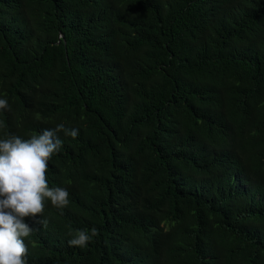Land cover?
<instances>
[{
    "label": "trees",
    "instance_id": "trees-1",
    "mask_svg": "<svg viewBox=\"0 0 264 264\" xmlns=\"http://www.w3.org/2000/svg\"><path fill=\"white\" fill-rule=\"evenodd\" d=\"M0 99V140L79 129L26 264H264V0H0Z\"/></svg>",
    "mask_w": 264,
    "mask_h": 264
},
{
    "label": "clouds",
    "instance_id": "clouds-1",
    "mask_svg": "<svg viewBox=\"0 0 264 264\" xmlns=\"http://www.w3.org/2000/svg\"><path fill=\"white\" fill-rule=\"evenodd\" d=\"M5 109H9L8 101L0 99V110ZM61 132L75 139L79 129L60 123L28 140L15 135L0 140V264H26L28 247L23 238L29 237L33 229L25 218L42 216L45 200L61 210L69 204V192L61 187L50 188L46 175L48 162L62 147ZM36 222L48 226L46 218ZM97 235L96 227L90 234L78 230L68 243L83 248Z\"/></svg>",
    "mask_w": 264,
    "mask_h": 264
},
{
    "label": "water",
    "instance_id": "water-1",
    "mask_svg": "<svg viewBox=\"0 0 264 264\" xmlns=\"http://www.w3.org/2000/svg\"><path fill=\"white\" fill-rule=\"evenodd\" d=\"M60 37L62 38V37H63V35L61 34V35H60Z\"/></svg>",
    "mask_w": 264,
    "mask_h": 264
}]
</instances>
